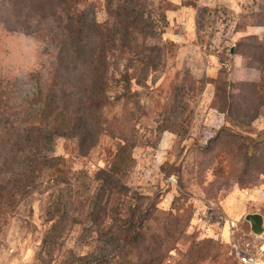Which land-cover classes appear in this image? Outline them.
<instances>
[{
  "label": "rangeland",
  "instance_id": "374dc122",
  "mask_svg": "<svg viewBox=\"0 0 264 264\" xmlns=\"http://www.w3.org/2000/svg\"><path fill=\"white\" fill-rule=\"evenodd\" d=\"M85 1L99 24L108 20L105 0ZM146 8L168 45L162 66L105 109L92 147L54 137L50 154L91 177L109 166L117 137L127 139L124 185L140 211L156 209L127 264H237L238 250L264 261V234L244 219L258 213L264 223V0H146ZM52 58L32 35L0 24V94L19 101L29 74L47 71ZM220 83L235 104L229 115ZM46 204L44 195L6 217L0 264H81L102 252L83 216L41 250Z\"/></svg>",
  "mask_w": 264,
  "mask_h": 264
},
{
  "label": "trees",
  "instance_id": "16d2710c",
  "mask_svg": "<svg viewBox=\"0 0 264 264\" xmlns=\"http://www.w3.org/2000/svg\"><path fill=\"white\" fill-rule=\"evenodd\" d=\"M105 3L108 20L99 24L94 6L85 0L0 1L2 27L32 35L53 57L47 71L29 74L28 89L19 101L11 93L0 94V231L21 204L45 195L48 227L41 250L82 222L103 242L102 252L81 264L132 263L128 256L142 233L151 231L147 224L156 210L149 206L140 211L139 197L129 196L124 185L131 161L124 137H117L109 166L91 177L50 154L54 137L92 147L106 130L105 109L131 97L132 82L146 81L168 53L146 0ZM250 87L249 95H256L255 84ZM224 88L221 83L216 87L224 100L222 112L229 115L235 104L227 100ZM243 140L257 144L251 137ZM81 216L82 222L77 221Z\"/></svg>",
  "mask_w": 264,
  "mask_h": 264
},
{
  "label": "water",
  "instance_id": "95a60500",
  "mask_svg": "<svg viewBox=\"0 0 264 264\" xmlns=\"http://www.w3.org/2000/svg\"><path fill=\"white\" fill-rule=\"evenodd\" d=\"M232 52V49H231ZM245 221L249 223L250 231L256 236L264 234L263 217L258 213H250L245 215Z\"/></svg>",
  "mask_w": 264,
  "mask_h": 264
},
{
  "label": "built area",
  "instance_id": "2783aa9c",
  "mask_svg": "<svg viewBox=\"0 0 264 264\" xmlns=\"http://www.w3.org/2000/svg\"><path fill=\"white\" fill-rule=\"evenodd\" d=\"M237 264H264L263 260L249 251L238 250L236 252Z\"/></svg>",
  "mask_w": 264,
  "mask_h": 264
}]
</instances>
